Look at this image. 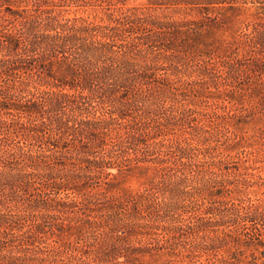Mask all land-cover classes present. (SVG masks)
Masks as SVG:
<instances>
[{"label":"trees","instance_id":"1","mask_svg":"<svg viewBox=\"0 0 264 264\" xmlns=\"http://www.w3.org/2000/svg\"><path fill=\"white\" fill-rule=\"evenodd\" d=\"M129 1L0 0V264H264V0Z\"/></svg>","mask_w":264,"mask_h":264},{"label":"rangeland","instance_id":"2","mask_svg":"<svg viewBox=\"0 0 264 264\" xmlns=\"http://www.w3.org/2000/svg\"><path fill=\"white\" fill-rule=\"evenodd\" d=\"M142 2H143V0H130L129 2H128V5H131V6H133V5H138V4H142ZM70 9H71V13H70V15H73V14H75L73 11L74 10H77L78 9V12H77V14L78 15H95L96 14V9L94 8V7H83V8H78V7H75V6H72V7H70ZM256 165H262V164H256ZM254 171H256V170H254ZM263 175H264V172L262 173ZM149 264H154V263H149Z\"/></svg>","mask_w":264,"mask_h":264}]
</instances>
